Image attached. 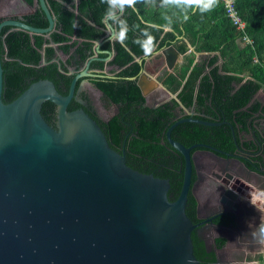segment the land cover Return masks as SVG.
I'll return each instance as SVG.
<instances>
[{
	"label": "trees",
	"instance_id": "16d2710c",
	"mask_svg": "<svg viewBox=\"0 0 264 264\" xmlns=\"http://www.w3.org/2000/svg\"><path fill=\"white\" fill-rule=\"evenodd\" d=\"M24 1L35 4V0ZM46 1L57 21L49 37L11 25L1 29L3 101L11 102L40 79L53 81L57 90L67 95L76 70L85 67L101 41V52L90 61L89 70L97 74L91 80L110 102L118 106V112L103 120L77 101L76 96L68 110L84 108L97 121L110 146L120 153L124 151L128 166L168 178L170 200H175L180 193L185 164L183 155L166 136L168 128L179 119L176 108L181 112L192 110L194 118L216 124L180 122L171 131L173 139L187 147L207 143L230 153L237 152L231 127L240 141L239 134L248 133L250 129L249 120L257 113L264 116V105L251 102L264 87V0H236L239 13L246 21V33L253 40L252 44L245 45L239 43L241 33L225 15L221 0H215L211 9L205 12L197 5L177 6L165 4L164 0H136L131 6H121L116 0ZM106 18L119 34L118 39L105 40L110 36ZM4 19L0 17V23ZM23 19L35 27L44 28L49 24L38 2L35 10ZM166 26L171 30H165ZM121 32H124L123 38ZM183 33L190 36L196 52L217 51L218 54H209L197 62H194L195 54L188 55L180 75L164 70L160 81L170 91H178L177 100L149 106L137 83L143 63L154 52L176 42ZM149 39L152 40L151 52L146 53L143 45ZM139 57H143L142 63L138 61ZM220 59L221 64L218 63ZM83 79L76 83V94ZM41 113L55 126V103L46 100ZM256 134L261 146L253 138L244 141L241 147L248 150L260 147L262 151L256 158L264 161V139ZM243 162L248 168L256 169L248 159L244 158ZM194 181L192 176V184ZM196 205V196L191 191L186 213L193 222L196 221ZM230 221L232 219L225 222ZM192 241L200 264H216L215 252L208 251L194 231ZM225 241V237L216 239L218 246H223Z\"/></svg>",
	"mask_w": 264,
	"mask_h": 264
},
{
	"label": "water",
	"instance_id": "95a60500",
	"mask_svg": "<svg viewBox=\"0 0 264 264\" xmlns=\"http://www.w3.org/2000/svg\"><path fill=\"white\" fill-rule=\"evenodd\" d=\"M37 2L48 18L47 27L32 26L17 16L5 18L0 33L4 25H11L49 37L56 28V17L46 0ZM105 21L111 30L105 40L118 39L109 18ZM180 41L182 37L162 50L168 60L173 57V62L178 57L170 51L177 49ZM100 46L101 41L85 69L75 74L67 95L61 94L53 81L40 79L8 103L2 98L0 52V264H200L192 233L203 222L194 223L186 213L188 195L194 188L192 150L208 148L221 159L234 158L256 173L237 152L204 143L187 147L173 139L171 131L180 122L216 124L192 116L175 121L166 134L185 163L182 187L175 200L168 196V178L128 166L124 151L110 146L97 121L84 108L68 110L76 96L77 81L97 75L89 71V65L101 52ZM187 51L183 48L180 53ZM137 59L140 63L144 60ZM143 77H147L145 63L137 83L146 97ZM46 100L56 104L55 126L41 113ZM251 127L261 146L253 122ZM232 133L236 151H245L233 127ZM226 176L222 202L234 210L241 201L232 190L237 175L226 172Z\"/></svg>",
	"mask_w": 264,
	"mask_h": 264
},
{
	"label": "flooded vegetation",
	"instance_id": "af4514ba",
	"mask_svg": "<svg viewBox=\"0 0 264 264\" xmlns=\"http://www.w3.org/2000/svg\"><path fill=\"white\" fill-rule=\"evenodd\" d=\"M14 17H12V18H14ZM85 67H86V65H85ZM85 67L82 68L81 70H76V73L83 71L85 69ZM89 71H91V70H89ZM92 77H87V78L83 79L81 86L79 88V92L76 94V100L83 103L85 106H87L90 109V111L95 112V114L99 118H101L103 120H107L114 113L117 112L116 105H114L111 102L112 106L115 107V112L112 115H110L108 117H103L101 115L99 110L95 107V105L91 101L90 96L83 90L84 84L87 83L89 85L90 84L93 85V87L96 91H98L100 94L104 95L92 83V80H91ZM146 101H147V104L149 106H152V107H155L159 104H162L160 102L159 104L151 105V104H149L147 97H146ZM189 112H193V111L192 110H185L184 112H181L178 108H176V118L180 119L186 115L193 117L194 112H193V115H190ZM198 119H200V118H198ZM254 120L255 119L249 120L250 127H251V122H254ZM55 124H56V121H55ZM231 129H232V127H231ZM247 134L248 133H245V132H241L239 134L240 145L244 142L243 136L247 135ZM259 134L261 137L263 136V139H264V131H261ZM253 137H254V135H253ZM204 144H207V143H204ZM207 145L214 147L210 144H207ZM214 148H216V147H214ZM244 149H246V148H244ZM261 151L262 150L260 149V147L257 149H255V147H252L249 150L246 149L245 151L237 152L242 157L248 159L256 167V169H255L256 173H253L255 176L251 177L247 173H244V170H246V171H248V170L243 165H241L238 161H236V159H234V158L221 159L216 154L211 152L208 148H204V147H196L192 150V156H193V161H194L193 176L195 177V181L193 183L194 188H193L192 192L196 196V199H197L196 221L194 223L197 224V223L203 222L198 227H196L194 232L197 234V236L200 238V240L205 243L208 251H214L215 252V254L217 256L216 263L218 262L219 264H229V263H227V261H228L227 258L231 256L232 252L227 247L228 243H231L235 247L236 251L239 253L243 251V247H245V246H247L251 251H254V250H256V248L260 247V244L262 241V233L260 231V228L258 227L256 210L250 208L246 204L243 206L242 203L241 204L239 203L238 207L233 210L232 205L224 204L222 202L223 194H221V192H222V190H225L224 179H227L226 172H229V171H230L229 173H231V174H233L232 172H235L237 174H241V175H243V177H245L248 180H251L252 182H255L257 185L262 184V182H263L262 178H263V174H264V161L256 158V156L259 155V153ZM198 161L200 162V164H199V165H201L200 167H198L199 166ZM203 169H205V171L209 170V172L213 175L210 178L214 179L217 184L210 187L209 192H207L205 194L207 196V198H205L204 204L201 207V202L195 193V184L201 180L199 171L200 170L203 171ZM214 169L219 170L220 173L215 172ZM248 172L252 173L250 171H248ZM241 182H242V180L240 179V177L236 176L235 180H234V185L240 186L242 184ZM221 186H223V187H221ZM255 198H256V196L254 197V199ZM259 201H260V198L257 197V199H255V202L260 204V206L264 210L262 204L259 203ZM201 210H203L202 214H201ZM209 218H211L212 221L208 220ZM227 219H232V221H230L229 223H226L225 221ZM212 231H223L226 233V236H225L226 241H225V244L223 246H218L216 243V239L218 237H221V236H218L214 239L213 245H211L208 242V238L206 235L211 234Z\"/></svg>",
	"mask_w": 264,
	"mask_h": 264
},
{
	"label": "rangeland",
	"instance_id": "374dc122",
	"mask_svg": "<svg viewBox=\"0 0 264 264\" xmlns=\"http://www.w3.org/2000/svg\"><path fill=\"white\" fill-rule=\"evenodd\" d=\"M19 6H20V4L12 6V8H14V9H12L10 11V14H20V13H18ZM4 12L5 11H3V12L0 11V14L4 13ZM10 17H14V16L10 15V16H7L5 18H10ZM186 58H187V56L185 57L184 62L175 70V72L178 75H180L181 72L185 68ZM159 67H160V65L157 64L156 67H154V70L158 69ZM107 70H109V68H107ZM164 70H166V68ZM164 70L156 78L159 82L157 84L159 88H157V90H155V91L151 90V89H153L152 87L156 83L154 81V79L152 78V80L151 79L148 80V79H146V77H143V84H144V89L146 92V97L149 101V104H151V105H156V104H159L160 102H163L166 100L171 101L172 99H174V100L176 99L173 96V92L170 91V89H168L166 87V85L160 81V77L162 76ZM146 89H148V90H146ZM83 90L90 96L91 101L93 102V104L99 110V112L101 113V115L103 117H108L115 112V107L112 106L111 102L104 95H102L98 91H96L94 89L93 85H91V84L89 85V84L85 83L83 86ZM259 94L262 95V98L264 97V88L260 90ZM199 164H200V162L198 161V165ZM200 166L201 165H199L198 167H200ZM214 171L220 173V171L217 169H214ZM244 173H247L251 177L255 176L253 173H249L246 170H244ZM199 174H200L201 180L195 184V193L198 196V198L201 202V207H202L204 204L205 198H207V196L205 194L207 192H209L210 187H212L213 185H216L217 183L214 179L210 178L213 175L209 172V170H206V171H205V169H203V171L200 170ZM262 180H263L262 184L257 185L255 182H252L251 180H248L245 177H243L242 184L240 186L232 187V190L238 193V197L242 198L240 201V204L242 203L243 206L246 204L250 208L256 210L258 227L260 228V231L262 233V241H261L260 247L256 248V250L251 251L247 246H245V247H243V251L240 253L236 251L235 247L231 243H228L227 247L232 252L231 256L227 258V260H228L227 263H229V264H264V231H262V229H264V210L262 209L260 204L256 203L253 200L254 195L264 196V194H263L264 193V179L262 178ZM221 187H223V186H221ZM244 189H246V190H244ZM247 190H248V192H246ZM221 194H224V190H222ZM230 201H232V199ZM202 213H203V210H201V214ZM206 236L208 238V242L211 245H213V241L216 237H218V236L225 237L226 233L223 231H212L211 234L206 235Z\"/></svg>",
	"mask_w": 264,
	"mask_h": 264
},
{
	"label": "crops",
	"instance_id": "0c3cea01",
	"mask_svg": "<svg viewBox=\"0 0 264 264\" xmlns=\"http://www.w3.org/2000/svg\"><path fill=\"white\" fill-rule=\"evenodd\" d=\"M37 0H35V4L34 5H30L28 3H26L24 0H0V11L4 13L0 14V17H7L10 15L13 16H24L26 14L32 13L33 10H35V6H36ZM17 4H20L19 6V10L18 13L20 14H10V11L14 8H12V6H15ZM10 14V15H9ZM110 29V28H109ZM165 30H171V28L169 26L165 27ZM111 30L108 31V33H110ZM180 37H182V41L179 42L178 48L175 50H171V53H177L178 57L176 59L173 60L172 62V58H170V60L167 59L166 55L162 53V51H156L153 54H151L145 62V71L147 73V77L146 79L148 80H152V78L154 79V81L156 82L154 84V86L152 87L153 89L151 90H157L158 87V80L156 79L161 73L162 71L166 68V70H168L169 72H175V70L184 62V59L186 56L188 55H192L195 54V60L194 62L200 61V59H204L206 58L207 55L211 54H218V52H196L195 51V47H194V43H192V40L190 39V36L186 35L185 33H183ZM188 49L187 53L184 55H181L180 51L181 49ZM190 48V49H189ZM177 51V52H175ZM169 63H172V67H169ZM218 63H222V60L220 59ZM159 64L160 67L156 70H154V67H156V65ZM158 82V83H157ZM168 88V87H167ZM264 87H262L261 89H263ZM260 89V90H261ZM260 90L258 91L256 98L254 100V102H261L264 105V97L262 98V95L259 94ZM173 92V91H172ZM178 91L173 92V96L177 95ZM176 98V97H175ZM180 106H182L180 104ZM254 122H253V126L254 129L256 130V132L260 133L261 131H264V116H262L261 114L257 113L254 115ZM244 140H251L253 139V129L252 127H250L248 134L243 136ZM238 152V151H237ZM235 172H233L234 174ZM238 177H242V175L235 173ZM264 178V177H263ZM242 183V182H241ZM239 186V185H237ZM236 187V185H235ZM246 190V189H245ZM248 192V190L246 191ZM264 194V193H263ZM256 196L255 199H257V197H259L258 195H254L253 198ZM255 199H253L255 201Z\"/></svg>",
	"mask_w": 264,
	"mask_h": 264
},
{
	"label": "built area",
	"instance_id": "2783aa9c",
	"mask_svg": "<svg viewBox=\"0 0 264 264\" xmlns=\"http://www.w3.org/2000/svg\"><path fill=\"white\" fill-rule=\"evenodd\" d=\"M225 15L229 18L232 25L241 33L240 44H252L253 40L246 33V21L242 18L236 6V0H221Z\"/></svg>",
	"mask_w": 264,
	"mask_h": 264
},
{
	"label": "clouds",
	"instance_id": "9594fccd",
	"mask_svg": "<svg viewBox=\"0 0 264 264\" xmlns=\"http://www.w3.org/2000/svg\"><path fill=\"white\" fill-rule=\"evenodd\" d=\"M121 6L123 5H134L136 0H116ZM165 4H174L177 6L191 7L192 5H197L200 8L201 12L209 11L215 0H164ZM124 32H121V37L123 38ZM152 40L149 39L144 45L143 49L146 53L151 52ZM264 231V229H262Z\"/></svg>",
	"mask_w": 264,
	"mask_h": 264
},
{
	"label": "bare ground",
	"instance_id": "6f19581e",
	"mask_svg": "<svg viewBox=\"0 0 264 264\" xmlns=\"http://www.w3.org/2000/svg\"><path fill=\"white\" fill-rule=\"evenodd\" d=\"M146 90H148V89H146ZM259 196V198H260V201H259V203H261L262 204V206H263V208H264V196H260V195H258ZM254 199V198H253ZM257 202V201H256Z\"/></svg>",
	"mask_w": 264,
	"mask_h": 264
}]
</instances>
